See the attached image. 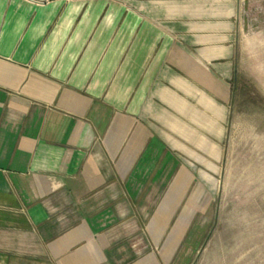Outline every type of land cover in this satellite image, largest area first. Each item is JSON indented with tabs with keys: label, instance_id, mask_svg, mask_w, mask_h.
<instances>
[{
	"label": "crops",
	"instance_id": "0c3cea01",
	"mask_svg": "<svg viewBox=\"0 0 264 264\" xmlns=\"http://www.w3.org/2000/svg\"><path fill=\"white\" fill-rule=\"evenodd\" d=\"M255 4L0 0V264H181Z\"/></svg>",
	"mask_w": 264,
	"mask_h": 264
},
{
	"label": "rangeland",
	"instance_id": "374dc122",
	"mask_svg": "<svg viewBox=\"0 0 264 264\" xmlns=\"http://www.w3.org/2000/svg\"><path fill=\"white\" fill-rule=\"evenodd\" d=\"M244 17L211 214L193 227L181 264H264V5Z\"/></svg>",
	"mask_w": 264,
	"mask_h": 264
}]
</instances>
